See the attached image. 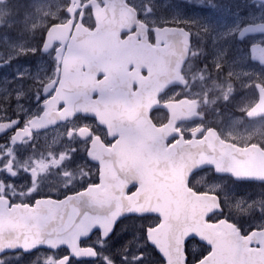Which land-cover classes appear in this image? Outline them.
Masks as SVG:
<instances>
[{"label": "flooded vegetation", "instance_id": "af4514ba", "mask_svg": "<svg viewBox=\"0 0 264 264\" xmlns=\"http://www.w3.org/2000/svg\"><path fill=\"white\" fill-rule=\"evenodd\" d=\"M47 1L53 3V0ZM125 1L135 9L128 24L137 22L139 26L121 28L119 39L144 41L143 44L154 51L135 59L146 67L140 70L142 77L147 76L151 68L158 72L179 70L181 73L176 83L172 82L159 94L157 104L150 111L153 123L159 127L169 123L170 113L163 107L166 103L190 99L197 106L195 120L179 121L169 130L164 140L165 155L171 156L169 147L177 143L205 141L212 146L226 142L242 147L261 146L264 138L257 133L250 134L248 128L260 127L264 122V114L250 116L258 98L250 104L238 102L241 93L236 92L239 82L234 51L220 47L216 41L211 44L210 24L220 19L219 13L211 15V9L222 0ZM60 3V18H52L49 25H59L63 36V41L55 44L50 52L58 50L60 53L54 74L40 82L27 81L38 86L40 97L47 102L63 79L65 57L72 40L80 41L78 49L96 48L98 23L94 9L106 6V0H60ZM218 64L222 66L219 69ZM71 69L85 73L88 66L72 65ZM133 70L135 65L128 68V72ZM106 77L104 73L90 76V97H86L88 89L79 91L84 97L77 98L76 103H83L88 109L81 108L67 120L45 129L35 130L32 121L47 111V102L30 101L28 97L23 102L0 100V121L18 120L0 136V264H169L152 242V231L163 222L159 213L112 212L115 196L129 200L141 189L146 191L143 195L148 199L163 196L161 189L166 188L162 183L167 179L140 177L141 173H146L140 169V159L145 157L140 152L145 146V140L139 136L142 131L134 130L132 135L126 132L129 137L122 139L120 133L127 135L124 130H110L105 125L104 122L114 124L115 108L117 113L139 111V107L119 104L126 98L109 95L113 85L104 81ZM49 82L56 86L45 96ZM132 89H138L137 82L132 83ZM27 94L35 95V92L27 91ZM113 102L118 103L116 107ZM64 107L65 104H59L54 110ZM237 118L247 126L248 132L233 126ZM119 141H123L121 146H117ZM158 142L161 144L160 140ZM153 163L162 166L168 162ZM146 182L159 183V187L142 186ZM217 184L220 188L213 194ZM187 185L197 195L207 194L213 198L219 195L221 208L207 216L208 222L219 224L228 219L242 235L264 228L253 224L262 215L258 210L244 209V213L239 214L230 204L237 199L264 200V194L258 193V184L237 181L232 175L218 174L213 166H206L191 173ZM87 191L89 194L82 198L81 194ZM103 197L110 201V223L114 216L116 222L110 226L107 217L92 228L93 216L101 214L97 207L103 205ZM222 229L217 226L218 231ZM211 250L206 242L191 237L185 242L182 264H196Z\"/></svg>", "mask_w": 264, "mask_h": 264}, {"label": "water", "instance_id": "95a60500", "mask_svg": "<svg viewBox=\"0 0 264 264\" xmlns=\"http://www.w3.org/2000/svg\"><path fill=\"white\" fill-rule=\"evenodd\" d=\"M3 1L5 0H0V2ZM132 11L124 3V0H108L105 12H101L100 10L95 11L99 23L97 33L108 35V38L102 39L100 35L96 39L98 43L96 51L87 49L86 52H80L71 48L65 62L67 66L80 65L81 60H84L85 64L92 66L91 68L94 70L97 69L96 72L89 70L85 73L88 75L107 72L110 76L108 80L114 86L113 97L126 98L119 104L124 107L128 105L139 107V111L137 109L133 112L120 111L119 113L115 111V108L114 115H112L114 124L112 123V126L108 125V127L114 131L115 129L118 131L124 130L129 135H132L134 130L142 131V135L139 136L145 140V143L143 142L145 146L140 152L145 154V157L140 159L142 162L140 169H144L146 173H141L140 177L151 178L161 176L167 179L162 183V186L166 188L161 189V195L163 196L148 199L144 197L143 194L146 191L144 192L142 189L129 200H120L115 196L111 207L112 212L154 211L159 213L163 217V222L152 231V241L157 245L158 250L168 259L169 264H182L185 258L184 243L193 236L213 245V251L197 264H264V229L260 231L254 230L249 236L243 237L235 229L234 225L227 221H222L220 224L224 229L218 234L216 232V224L205 221L208 213L219 209L217 199L214 200L203 194H194L187 188L188 177L193 171L205 166H213L207 162V158L213 154V150L221 148L229 149L234 156L238 157L234 161L237 170L246 175H264V153L258 152V145L239 147L231 143H225V145L224 143H217L215 146H212L204 141L174 144L169 148L171 156L165 155L164 140L169 136V130L173 129L175 124L181 120L194 119L196 117L195 114L188 113L189 109L193 111L194 105L190 103L188 110L182 111L181 108L187 104L185 101L164 104V107L171 114L170 123L157 127L152 122L149 113L157 102L158 94L162 87L168 85L172 79L173 81L178 79L180 73L179 70L172 73H159L151 68L147 77H140L135 72H126L129 62L124 59L127 57L132 59L134 53L133 51L126 52L127 46L125 44L122 46V41L115 37V35L119 32L118 27L123 21L122 17H119L120 13ZM260 23L264 22L248 25ZM61 32L62 30L58 25L50 28L43 46L44 51H49L55 42L63 41V36L60 35ZM103 41L108 44H102L104 43ZM128 42L132 43L133 41L129 40ZM136 64L138 65V63ZM95 65L104 67L94 68L93 66ZM140 67L146 68L143 64H140ZM83 74L70 68L66 69L65 75L66 77H71V80L61 81L56 95L48 102V106L51 109L63 102L67 104L66 108L60 112L50 109L41 118H36L33 121L35 129L54 125L61 120L67 119L70 113L74 112L75 104L71 101L77 97V90L86 88V82H84L86 78L80 77ZM72 75L78 77H72ZM133 80H136L139 84L136 92L132 91ZM117 104V102H113L115 107ZM263 114L264 98H261L251 109L250 116L254 117ZM104 123L107 125L106 122ZM13 124V122H0V135L9 130ZM120 134L122 139L129 137L128 134ZM135 136H138V134ZM159 140L161 144L158 142ZM122 144L123 141H120L119 145L121 146ZM159 154H162L161 158L158 157ZM181 154H184V156ZM196 155H199V157H196ZM241 155L242 158H239ZM160 160L168 163L162 166H154L153 162H159ZM145 162H151L150 164L153 166H145ZM149 184L159 187V183L156 182H146L142 186ZM86 194H89V191L82 193V198ZM101 200L103 205L97 207L98 212L101 214L93 216L92 228L97 227L102 219H106L112 214L108 197H103ZM103 212H106V214H103ZM109 219L110 217H108ZM116 219V216H114L111 223L109 220L110 226L113 225ZM81 230L84 231V229ZM250 243H259L262 247L250 249L248 248Z\"/></svg>", "mask_w": 264, "mask_h": 264}, {"label": "rangeland", "instance_id": "374dc122", "mask_svg": "<svg viewBox=\"0 0 264 264\" xmlns=\"http://www.w3.org/2000/svg\"><path fill=\"white\" fill-rule=\"evenodd\" d=\"M60 7V0H53V3L47 0H8L6 3H0V100L23 102L25 97L30 101L40 97L38 86L27 81L40 82L54 74L58 64L55 53L46 54L42 52L41 46L45 32L52 23L51 19L60 18ZM234 11L237 13L234 14ZM215 13H219L220 19L210 24L211 44L216 41L222 48L230 47L235 55L240 47L237 36L239 30L248 23L264 22V1L222 0L220 4L212 6L211 15ZM253 37L254 35L247 37L245 45L247 39ZM234 64L239 82L236 92L241 93L238 102L241 105L250 104L257 96L255 90L247 85L250 79L254 80L255 77H246L241 71L242 66ZM27 91L35 92V95L28 96ZM263 125L264 122L260 127L248 126L251 129L249 133H257L264 138ZM233 126L248 132L247 126L242 125L240 118L234 121ZM230 204L240 212H244L242 208L259 210L263 217L253 224H264V200L237 199Z\"/></svg>", "mask_w": 264, "mask_h": 264}, {"label": "snow or ice", "instance_id": "6c2138e0", "mask_svg": "<svg viewBox=\"0 0 264 264\" xmlns=\"http://www.w3.org/2000/svg\"><path fill=\"white\" fill-rule=\"evenodd\" d=\"M250 33H258V35H254L253 38L247 39L245 45V40ZM239 39L240 47H238L235 52L233 62L242 66L241 71L246 77H255L254 80L250 79L247 86L255 90L258 99L264 98V23L246 25L245 28L240 31ZM165 47H167V45H165ZM220 67L222 66L218 64L217 68L219 69ZM257 68L259 71H255ZM45 96H47V93ZM225 99H228L227 95L225 96ZM37 100L42 104L47 102L46 98L37 97ZM193 111H195V106L193 107ZM202 131L204 130L202 129ZM258 152L264 153V141L261 142V146H258ZM237 158L238 157L234 156L229 149L221 148L213 150V154L207 158V162L214 166V170L218 174L230 173L237 181L243 180L258 184L260 186L258 188V193L264 194V175L242 174L237 170L234 163ZM239 158H242V155ZM219 188L220 185L217 184L213 194H216V190ZM219 199L220 197L217 195V200L219 201ZM224 199H228L227 195L224 196ZM142 255L143 253L139 254L136 259L139 260Z\"/></svg>", "mask_w": 264, "mask_h": 264}, {"label": "bare ground", "instance_id": "6f19581e", "mask_svg": "<svg viewBox=\"0 0 264 264\" xmlns=\"http://www.w3.org/2000/svg\"><path fill=\"white\" fill-rule=\"evenodd\" d=\"M237 12L236 11H234V14H236ZM230 14H232V13H230Z\"/></svg>", "mask_w": 264, "mask_h": 264}]
</instances>
